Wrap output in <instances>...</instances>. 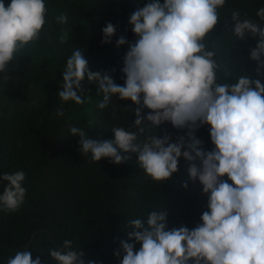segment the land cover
<instances>
[{
  "label": "clouds",
  "instance_id": "clouds-1",
  "mask_svg": "<svg viewBox=\"0 0 264 264\" xmlns=\"http://www.w3.org/2000/svg\"><path fill=\"white\" fill-rule=\"evenodd\" d=\"M225 4L226 0H150L135 10L129 23L137 39L129 43L123 57L124 85L108 74L91 71L80 48L67 58L58 91L62 103L55 116H64V102L85 103V79L96 82L103 93L98 108H108L113 96L136 105L127 109L135 113L137 131L113 127V139L94 140L85 129L69 128L72 137H79V152L89 162L108 158L119 165L136 154L139 169L161 186L178 172L183 157L189 162V179L198 180L208 197L202 223L191 230L187 226L169 229L165 206L150 211L146 220H128L126 226L132 231L127 236L132 242L120 240L121 248L114 250L117 258L122 255L119 264H264V83L244 68L246 75L234 72L218 58L212 39L217 37ZM48 13L45 0H10L7 5L0 0V74L6 81L10 63L35 46L42 33L51 42L45 31V25L51 27ZM255 15L258 20L232 11L228 31L235 37L233 48L249 36L257 41L249 49V58L256 63V76L264 77V26L260 23L264 7ZM54 20L63 25L68 17L61 13ZM116 30L108 22L101 42L110 43ZM68 39L69 33L62 31L60 43ZM125 43L124 37L116 40L117 46ZM145 108L150 110L146 116L142 115ZM165 122L186 131L175 139L167 130L158 136ZM205 124L210 126L214 145L209 151L195 135ZM25 179L22 170L0 175L7 182L0 208L15 212L21 207L27 193ZM182 187L187 189L188 182ZM48 251L56 264H97L86 262L85 253L74 248L71 239ZM6 264H42V259L34 258L31 248H21Z\"/></svg>",
  "mask_w": 264,
  "mask_h": 264
},
{
  "label": "trees",
  "instance_id": "trees-1",
  "mask_svg": "<svg viewBox=\"0 0 264 264\" xmlns=\"http://www.w3.org/2000/svg\"><path fill=\"white\" fill-rule=\"evenodd\" d=\"M4 2L7 5L10 0ZM148 2L45 0L49 9L47 20L51 24L50 28L45 25V31L51 42L42 33L35 46L27 47L24 54H18L10 63L8 81L0 74V175L24 171L23 186L27 189L25 202L17 211L0 208V264H6L21 248H31L33 257L40 256L42 264H56L48 248L61 245L65 239L73 240L74 248L83 250L86 262L119 264L122 255L117 258L114 250L121 248L120 240L132 242L127 236L132 231L126 226L127 221L146 220L150 211L164 206L169 211V229L187 226L191 230L202 223L200 217L208 210V197L202 193L198 180L189 179V162L183 157L178 172L160 186L139 169L136 154H130L128 161L117 165L108 158L89 162L79 152V137L69 133L72 126L85 129L94 140L113 139V127L137 131L133 124L135 113L127 109L136 107L131 100L113 96L109 107L100 109L97 105L103 93L96 82L85 79L82 82L85 103L64 102V116H55L62 103L58 96L62 90V71L67 58L77 48L82 50L91 71L108 74L115 83L124 85L123 57L129 43L137 39L129 23L130 16ZM261 7L264 0H226L212 45L218 49V58L234 72L246 75L245 70L264 83V77L256 76V63L249 58V49L257 41L249 36L245 41H237L233 48L235 37L228 31L232 11L258 20L255 13ZM61 13L68 17L63 25L54 20ZM108 22L117 30L110 43H102V28ZM260 23L264 26V21ZM62 31L69 33L68 41L63 44L59 41ZM120 37L126 43L117 46ZM149 111L145 108L142 115ZM209 129L205 124L195 133L206 151L214 148ZM164 130L172 133L173 139L186 131L165 122L156 134L162 136ZM185 181L187 189L182 187ZM6 184L0 180V194Z\"/></svg>",
  "mask_w": 264,
  "mask_h": 264
}]
</instances>
